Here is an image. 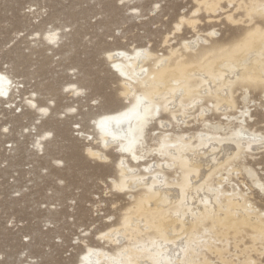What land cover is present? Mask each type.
Masks as SVG:
<instances>
[{
    "label": "bare ground",
    "instance_id": "bare-ground-1",
    "mask_svg": "<svg viewBox=\"0 0 264 264\" xmlns=\"http://www.w3.org/2000/svg\"><path fill=\"white\" fill-rule=\"evenodd\" d=\"M195 3L174 30L187 25L194 35L174 46L168 33L166 53L149 45L105 51L125 104L94 117L96 147L86 149L100 161L110 148L118 153L109 180L129 201L76 264H264V208L255 196L264 195V180L246 162L264 149V133L248 122L251 90L264 98V0ZM201 14L225 15L236 29L221 39L215 27L198 29ZM14 83L0 72V98ZM193 121L202 128L191 130Z\"/></svg>",
    "mask_w": 264,
    "mask_h": 264
},
{
    "label": "rangeland",
    "instance_id": "rangeland-1",
    "mask_svg": "<svg viewBox=\"0 0 264 264\" xmlns=\"http://www.w3.org/2000/svg\"><path fill=\"white\" fill-rule=\"evenodd\" d=\"M195 6V0H0V72L16 86L0 98V264H76L86 243L98 245L96 234L118 222L129 201L109 180L118 153L110 148L100 161L86 149L96 147L94 117L125 104L105 51L149 45L166 53L168 33L174 46L194 35L187 25L174 30ZM224 16L201 14L198 29L215 27L228 39L236 27ZM49 31H56L53 41L45 38ZM261 95L251 90L256 104L248 122L264 133ZM201 128L193 121L191 130ZM256 153L246 162L264 180V149ZM255 196L264 208V195Z\"/></svg>",
    "mask_w": 264,
    "mask_h": 264
},
{
    "label": "snow or ice",
    "instance_id": "snow-or-ice-1",
    "mask_svg": "<svg viewBox=\"0 0 264 264\" xmlns=\"http://www.w3.org/2000/svg\"><path fill=\"white\" fill-rule=\"evenodd\" d=\"M121 2H123V0H121ZM159 6H160L159 4H156V5H155V7H157V8H159ZM33 107H35V105H33ZM73 111H74V109H73ZM103 125H104V121H101V122H100V126L103 127ZM76 127H79V125H76ZM91 155H92L93 157H95V154H94V153L91 154Z\"/></svg>",
    "mask_w": 264,
    "mask_h": 264
}]
</instances>
